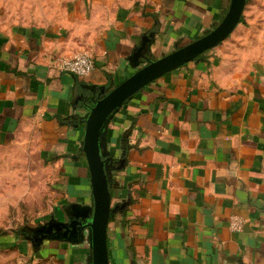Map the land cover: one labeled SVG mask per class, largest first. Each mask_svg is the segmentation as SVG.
<instances>
[{
    "label": "crops",
    "instance_id": "1",
    "mask_svg": "<svg viewBox=\"0 0 264 264\" xmlns=\"http://www.w3.org/2000/svg\"><path fill=\"white\" fill-rule=\"evenodd\" d=\"M229 3L32 0L30 17L0 16V147L39 155L55 204L45 223L66 221L71 204L92 206L82 152L90 95L132 75L143 42V55L161 58L217 26ZM80 53L94 63L87 77L54 63ZM103 144L115 165L125 160L109 174L119 207L107 225L110 264H264V0H246L225 41L128 100ZM35 227L22 231L27 249L17 240L0 254L91 264L86 236L39 241Z\"/></svg>",
    "mask_w": 264,
    "mask_h": 264
},
{
    "label": "water",
    "instance_id": "2",
    "mask_svg": "<svg viewBox=\"0 0 264 264\" xmlns=\"http://www.w3.org/2000/svg\"><path fill=\"white\" fill-rule=\"evenodd\" d=\"M245 4L246 0H230L229 7L217 26L156 60L143 55V51L147 49V41L143 42L130 58L131 65L137 68L136 71L108 91L100 88L95 98L90 95L93 103L87 105L89 113L85 120L82 152L89 172L92 206L81 207L71 204L67 210L66 221L51 219L43 225L31 228L30 231L38 235L39 241L62 239L78 244L83 242L86 236L91 264H110L107 225L119 207H113L111 204L109 174L112 170H121L125 164L122 158L115 165L103 144L110 119L128 100L148 85L198 60L203 54L225 41L240 23ZM140 58L145 62L141 66Z\"/></svg>",
    "mask_w": 264,
    "mask_h": 264
},
{
    "label": "rangeland",
    "instance_id": "3",
    "mask_svg": "<svg viewBox=\"0 0 264 264\" xmlns=\"http://www.w3.org/2000/svg\"><path fill=\"white\" fill-rule=\"evenodd\" d=\"M32 9V0H0L3 17H30ZM48 173L35 150L18 145L0 147V232H4L0 235V251L14 246L17 240L21 250L27 249L22 231L49 219L55 204ZM0 264H26V259L6 252L0 254Z\"/></svg>",
    "mask_w": 264,
    "mask_h": 264
},
{
    "label": "built area",
    "instance_id": "4",
    "mask_svg": "<svg viewBox=\"0 0 264 264\" xmlns=\"http://www.w3.org/2000/svg\"><path fill=\"white\" fill-rule=\"evenodd\" d=\"M56 67L78 78H84L94 70L92 58L86 53L76 54L70 58H57L54 61ZM244 220L238 216H233L229 220V229L232 232H240L243 229Z\"/></svg>",
    "mask_w": 264,
    "mask_h": 264
},
{
    "label": "trees",
    "instance_id": "5",
    "mask_svg": "<svg viewBox=\"0 0 264 264\" xmlns=\"http://www.w3.org/2000/svg\"><path fill=\"white\" fill-rule=\"evenodd\" d=\"M0 235H4V232L3 233L0 232Z\"/></svg>",
    "mask_w": 264,
    "mask_h": 264
}]
</instances>
